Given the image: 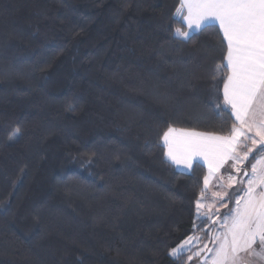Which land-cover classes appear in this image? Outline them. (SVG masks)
<instances>
[{
    "label": "trees",
    "instance_id": "1",
    "mask_svg": "<svg viewBox=\"0 0 264 264\" xmlns=\"http://www.w3.org/2000/svg\"><path fill=\"white\" fill-rule=\"evenodd\" d=\"M177 6L0 0V264H184L207 166L181 173L161 136L227 117L218 29L175 38Z\"/></svg>",
    "mask_w": 264,
    "mask_h": 264
},
{
    "label": "snow or ice",
    "instance_id": "2",
    "mask_svg": "<svg viewBox=\"0 0 264 264\" xmlns=\"http://www.w3.org/2000/svg\"><path fill=\"white\" fill-rule=\"evenodd\" d=\"M175 19L183 29L177 27L174 36L186 42L194 33L218 29L222 57L215 108L226 115L227 132L177 133L169 127L161 136L166 162L183 165L181 173L193 175L194 161L207 166L196 179L192 231L169 256L190 264L207 249L203 264H264V104L253 103L264 100V0H178ZM19 134L17 128L9 139ZM250 156L255 163L242 167Z\"/></svg>",
    "mask_w": 264,
    "mask_h": 264
},
{
    "label": "rangeland",
    "instance_id": "3",
    "mask_svg": "<svg viewBox=\"0 0 264 264\" xmlns=\"http://www.w3.org/2000/svg\"><path fill=\"white\" fill-rule=\"evenodd\" d=\"M262 104H264V100H262V99H258V100L256 101V103H255V106H256L257 108H259ZM250 157H251V156H250ZM250 157H249V158H250ZM252 163H255V161H253ZM250 164H251V163H250ZM250 164H249V166H250ZM247 165H248V163L245 162V164L242 165V167H249V166H247ZM180 168H181V167H180ZM180 168L178 167L179 170H180ZM239 178H240V177L237 176V179H239ZM245 179H246V178H245ZM239 186H240V185L237 184V185H235L232 189H228V191H229V192H232V191L235 190L236 187H239ZM228 207L231 208L232 205L229 204ZM227 210H228L227 208H220V212H221V213H224V212H226ZM210 226L213 227V225H211V224H210ZM211 227H210V228H211ZM201 236H202V235H201ZM209 242H210V241H209ZM209 242H208V247H209ZM206 254H207V255H210V253L207 252V249H205L203 252H201V254H200L201 259H200V260H202ZM191 255H193L192 252H191ZM191 255H190V256H191Z\"/></svg>",
    "mask_w": 264,
    "mask_h": 264
},
{
    "label": "crops",
    "instance_id": "4",
    "mask_svg": "<svg viewBox=\"0 0 264 264\" xmlns=\"http://www.w3.org/2000/svg\"><path fill=\"white\" fill-rule=\"evenodd\" d=\"M258 100V99H257ZM257 100H254L253 101V103H254V105H255V103H256V101ZM173 129H175V131L177 132V133H179V132H182V131H188V130H190V129H182V128H173ZM197 131V130H196ZM198 132H201V131H198ZM201 133H205V132H201ZM205 134H212V133H205ZM215 135H218V134H215ZM195 164V161L193 162V165ZM177 166V165H176ZM177 167H183V165H179V166H177ZM225 167H227V165H225ZM212 247V243L210 242V245H209V248H211ZM198 264H203V259L202 260H200L199 261V263Z\"/></svg>",
    "mask_w": 264,
    "mask_h": 264
}]
</instances>
